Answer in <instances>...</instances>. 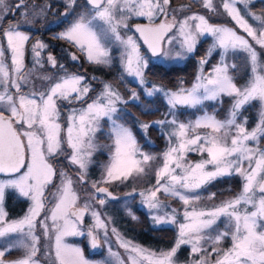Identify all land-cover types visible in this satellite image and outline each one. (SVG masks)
<instances>
[{"label":"snow or ice","instance_id":"6c2138e0","mask_svg":"<svg viewBox=\"0 0 264 264\" xmlns=\"http://www.w3.org/2000/svg\"><path fill=\"white\" fill-rule=\"evenodd\" d=\"M87 2L91 5L90 11L78 16L57 38L72 44L90 63L110 65L109 45L118 43L123 47L124 72L144 84L148 60L141 53L137 39L121 33L122 28L129 27L127 21L133 16L143 17L147 23L136 24L135 31L154 56L160 55L163 46L171 45L176 39L173 29L179 33L183 52H194L198 38L204 35L212 36L215 41L209 55L216 48L222 50L220 64L207 76L202 67L207 59L200 61V74L191 88L164 91L153 85L148 96L163 92L171 109L178 106L195 108L205 100H220L222 96L232 98L228 117L224 120L205 114L189 123L178 122L175 118L155 121L158 126L169 124L173 130L168 133L169 146L155 172V185L139 195L143 198L142 204L156 213L168 208L158 193L181 202L183 207L180 210L172 208L152 216L157 225H175L177 238L170 249L152 250L125 239L112 228L119 247L126 254V258L122 257L109 247L112 264H178L176 254L184 245L190 246L194 256L190 264H264V147L261 146L264 143V15L251 11L249 6L253 0H222L224 12L246 33V38L235 27L210 23L204 15L193 13L177 20L173 14L169 19L167 9L171 0ZM199 2L209 11H217L213 0ZM68 4H75V0H68ZM237 5L244 6L245 14ZM23 6L24 0H19L15 7ZM10 7L7 0H0V16ZM178 11H185V6ZM42 12L43 9H39L34 17ZM21 15L27 19L28 13L22 12ZM246 16L258 22L256 26L250 24ZM169 33H173L172 37ZM0 35L6 38L7 45L5 48L0 44V174L9 177L0 179V241H3L0 264H42L38 259L42 238L50 244L44 254L49 264H93L81 247L68 243L66 238L87 234L91 247L95 249L100 246L97 230L102 229L107 236L108 224L87 201L79 204L80 197L67 172H59V185L51 193L52 206L45 212L46 191L58 175L55 158L70 149L67 160L77 166L79 181H85L92 163L91 156L96 150L95 134L105 117L111 121L114 150H111L110 162L104 166L100 183H123L133 175L146 174L149 162L155 158L140 152L131 129L118 124L114 118L119 111L116 105L123 102V98L111 84H104L103 91L90 103L85 97L91 86L85 84L83 76L74 73L55 79L40 76L39 79L50 81L46 89L37 91L33 85L24 92L23 87L32 83L31 73L25 71V50L30 36L20 30L19 23L0 29ZM46 47L42 41H36L32 45L35 57L39 58ZM229 52L245 54L250 70L243 84L238 85L230 72L236 64L226 62ZM6 53H10V65L6 63ZM70 55L72 60L78 59L75 54ZM175 56L182 57V52H176ZM47 60L56 67L55 57L49 54ZM35 64L43 67L39 59ZM132 99H139L135 92ZM77 101L85 103L79 108H70L62 122L61 102L72 104ZM254 101L258 102L259 114L256 124L249 128L241 110ZM150 127L151 124L141 125L145 132ZM198 129H203V133ZM190 152L200 154L202 159L189 161ZM225 176H238L240 191L212 207L202 206L199 190ZM92 188L97 194L93 199L100 205H104L108 197L117 199L107 187H100L95 181ZM8 190L30 201L21 218L8 219L4 208ZM99 194H103V198ZM214 196L213 193L209 198ZM89 213L93 224L85 233L81 225ZM13 249L22 250V255L6 260V253Z\"/></svg>","mask_w":264,"mask_h":264},{"label":"rangeland","instance_id":"374dc122","mask_svg":"<svg viewBox=\"0 0 264 264\" xmlns=\"http://www.w3.org/2000/svg\"><path fill=\"white\" fill-rule=\"evenodd\" d=\"M264 0H253V3L249 6L251 11L255 12L257 15H264V2H260ZM261 4H258V3ZM8 5H10V10L0 16V29H5L8 27L9 24H15L19 23L20 30L26 31L30 39L26 45L25 50V71L31 73V81L32 83L29 85H26L23 87L24 92H28L33 85L35 86V89L37 91L45 90L46 86L50 83V81H44L39 79L38 77L43 75H48L53 77V79L57 78L58 76L64 75L66 73L71 74H77L80 76H83L85 78V84H88L91 86V91L89 92L88 96L85 97V101L87 103H90L92 99H94L96 96H98L103 91V84H111L115 90H117L121 97L123 98V102H118L116 107L118 108V112L115 114V119L117 120L118 124H123L125 127H128L131 129L133 135L136 138L137 146L140 150V152L151 155L155 159L149 162V165L146 168V174L136 176L133 175L130 177L127 181L121 183L120 181H115L109 184H103L100 183L102 175L104 174V166L110 162L111 159V150H114V136L111 132V121L108 120L106 117L103 118L100 121V130L96 132L94 143L96 145V150L91 156L92 163L88 167L87 175L85 178V181L80 182L77 176V166L72 165L67 160V155L70 154L71 150L67 149L66 154L63 156H58L55 158V167L57 168V177L54 178L53 184L49 185V190L46 191V197H47V206L45 209V212H47L51 206H52V196L51 193L56 191V186L59 185L60 177L59 172L64 171L67 172L74 181V188L76 189L80 200L79 204L83 205L86 201L91 205L93 209L96 211H99L101 213L102 219L105 220V222L108 224V234L107 236L104 235L103 230H97L96 235L98 236L99 241V247L93 249L91 247V240L90 237L85 234L84 236H70L66 238V241L70 244H74L76 246H79L83 249L84 254L86 258L91 260L93 264H112L113 258L109 255L108 248L111 247L114 252L120 253L122 257L126 258V254L124 252V249L119 247V244L117 242L116 236L112 233V228H115L125 239L131 240L124 236L119 230V228L113 223L112 215L110 214L113 209H121L122 213L124 215L130 216L133 218V216L136 217V221L139 225L145 224L146 220H149V224L153 226L154 228L162 227V228H169L173 229L175 236L173 237V240L171 241V245L168 247L170 249L177 238L178 230L175 225H166L161 224L157 225L152 220V216L155 214H162L163 211L175 208L177 210L182 209L183 205L181 202H179L176 198L167 197L163 193H158V196L160 197L163 204L167 205V209H161L159 213H156L154 211H150L146 205L142 204V197L139 195L140 192H145L150 188H153L155 185V172L158 169V167L162 163L163 159V153L167 150L169 146V136L168 133H170L173 130V126L169 124H164L162 126H158L155 124V121L160 120H172L175 118L178 122L182 123H189L194 122L201 116L205 114L209 115H215L217 119L224 120L228 117V111L231 108L232 102H223L222 96L220 100H205L203 105L204 109L200 111L198 114H195L193 117H187V119H183L179 116L178 110H187V107L180 108L181 106H178L176 109H171V107L167 104V98L164 96L163 92H155L152 96H148L147 92L152 90V86L155 85L157 88H162L164 91H176L179 88L176 89H170V86L166 85L164 82L159 81L156 78H150L147 77V70L151 63L162 65L166 68L172 66V65H182L183 63L187 62V59L195 56V67L196 76L194 79L185 86H181L183 88H191L193 84L196 82V77L200 74L201 69V63L200 61L202 59H207V63L203 64V73L204 75H208L213 71V68L215 66H218L221 61V55L222 50L219 48H216L214 51L211 52V55H209V51L212 48L214 44V38L210 35H204L200 36L198 38L199 42L196 44V49L192 53H186L183 52V50L180 48V36L176 29H173V33H176V39H173V42L171 45L165 44L163 46V50L160 55H151L148 50L142 49V43L139 41V38L136 36L134 30L132 29V24L134 22H145L147 21L143 17H135L133 16L131 19L127 21L129 27L127 29L122 28L121 33L126 35H131L135 39H137L138 43L141 46V53L145 56V58L148 60V67L144 70V79L145 83L141 84L139 82V79L136 77L129 76L126 72L123 70L122 61H121V54L123 52V47L120 46L118 43H113L109 45L111 49V56H112V63L110 65H99V67H103L105 70L114 71L116 74L115 82L118 84V82H124V86L122 87L124 91L127 93L121 92L116 83L113 81H107L105 83L98 84V87L94 89V83L88 81L87 79H94L95 81L99 80L95 72L97 71L96 68L98 67L96 64L90 63L84 55H82L77 48H75L72 44H70L68 41L57 38L60 32L65 31L72 22L76 20V18L82 14H87L90 9L91 5H84L86 0H75V4L69 6L68 0H24V6L22 8L15 7L16 4L19 3V0H7ZM214 5L217 8V11L211 12L208 9L204 8L202 4H200L199 0H171L170 5L168 6V13H169V19L171 18V15L175 14L177 17V20L183 19L187 15H191L193 13L204 15L210 23L213 24H224L229 27H235L239 34L246 36V33L243 32L242 29H239L234 21L231 20V18L224 12V9L222 7V0H213ZM181 6H185V11H178V9L181 8ZM241 8L242 14H245L246 10L244 9L243 5H237ZM39 9H43L42 13H39L38 15H35L34 13L37 12ZM27 12L28 16L27 19H25L21 13ZM64 12V14H61ZM66 14V15H65ZM249 23L256 26L258 22H255L251 19V17H247ZM157 22H160L159 20ZM195 23V22H192ZM22 27H28L30 31L23 29ZM173 33H169V37H172ZM247 38V36H246ZM167 39V38H166ZM250 40V38H248ZM42 41L47 45L45 49L41 51V55L39 58L35 57L33 51H32V45L36 41ZM59 42V43H57ZM0 44H3L6 48V38L3 37V35H0ZM258 47V46H257ZM197 50V51H196ZM182 52V57H176V52ZM199 53V54H195ZM52 55L55 57L57 61L56 67H52V65L48 62L47 57L48 55ZM70 54H75L78 59L72 60ZM203 54V55H202ZM81 55L85 58V60L81 57ZM6 56L8 59L6 60V63L10 65V53H6ZM39 59L43 63V67H41L38 64H35V60ZM226 62L229 64H236V68L230 69V72L235 76L236 82L238 85L243 84L246 81L249 67L246 64L245 60V54L243 52H237L232 53L229 52L227 57L225 58ZM193 60V58H192ZM89 64L91 65L89 67ZM63 65V67H61ZM116 66V67H112ZM238 67V70H237ZM236 71H238V75L236 74ZM240 71V72H239ZM241 80V81H240ZM156 82V83H155ZM150 83V84H148ZM162 86H161V85ZM135 92L139 99L134 100L132 99V93ZM155 94H157L162 100L166 103L167 109L164 112V114L157 119L151 118L153 116L151 108H149V100H152V104H155ZM143 100V102H142ZM85 101H77L72 104H68L67 102H61V112H62V122L63 118L68 115V110L70 108H79L81 104H84ZM138 102V105L141 109V116L143 118H146V121L141 120L139 117L136 118V122L138 120L137 125L141 128L142 124H151L153 126H156L160 133L163 134L166 144L163 148L157 149V142H155L149 135H145L146 139L144 142H139L138 138L135 134V132L132 130L130 123L126 121L125 115L126 112L124 110L125 103L126 102ZM222 101V102H221ZM254 115L251 113L252 105L245 106L244 109L241 110V116L246 117L248 124L247 126L249 128L253 127L258 118L259 114V108H258V102L254 101ZM86 106V104H85ZM190 107H188L189 109ZM132 116L134 117V112H131ZM253 116L252 118H250ZM149 118V119H147ZM142 129V128H141ZM142 131H144L142 129ZM197 131L203 133V129H198ZM145 132V131H144ZM147 132V131H146ZM145 132V133H146ZM175 138H173L174 141ZM144 143H147L145 145ZM264 147V143L261 145ZM140 158L139 156L137 157ZM200 159H202L201 155L196 152H190L188 153V160L191 162H197ZM228 177V176H225ZM9 177L6 175H0V179H8ZM221 181H224V186L226 188L223 189H229L232 191L223 198L219 199L218 202H212L214 199L209 198L211 194H213L212 190H208L209 194H205L204 191H202L205 188H202L199 190V195L201 196L200 204L205 207H212L221 201L225 199H229L232 196H234L237 192L241 189V181L240 184L233 183L230 178H219ZM97 182L98 186H106L108 187L113 194L117 196V199H115L114 202L113 199H108L107 202L104 205H100L96 199H93L94 196L97 194L95 193V190L92 188V182ZM212 183V182H211ZM234 186V187H233ZM218 188V186H216ZM234 189V190H233ZM202 191V192H201ZM10 192V193H9ZM13 194L16 198V204L14 206L15 211L18 213L17 216L14 217H8L9 220L11 219H18L21 218L27 211V208L30 204V201H28L26 198L19 196L18 193L8 190L6 192L7 194ZM131 193V195H129ZM101 198H103V194H99ZM6 198V196H5ZM22 201H25L26 203L23 206ZM208 202H211L210 204H206ZM23 206V207H22ZM4 208L6 210V204L4 202ZM22 208V209H21ZM7 212V210H6ZM8 213V212H7ZM131 213V215L129 214ZM140 215V216H139ZM44 213H41V219L43 218ZM180 217H178L179 219ZM223 220V218H221ZM39 223V222H38ZM51 223V221H49ZM93 224L92 217L89 214H86L84 217V222L81 225V228L87 232V229L91 227ZM39 234V230H38ZM133 241V240H131ZM134 243H137L133 241ZM141 243V242H140ZM139 244V243H137ZM142 245V244H139ZM3 246V241H0V247ZM84 246L87 248L84 249ZM143 246V245H142ZM50 244L48 241H46L44 238L41 239V253L38 256V259L42 261V264H49V259L44 255L45 252L49 250ZM146 248H150L147 246H144ZM182 247H187L188 249V260L184 262H179L178 264H190V261L194 259V256L191 254L190 246L184 245ZM152 250V247L150 248ZM165 249V248H164ZM167 250V249H165ZM209 251H211V246L209 245ZM22 255V250L13 249L11 252L6 253L5 259H16ZM178 256V255H177ZM177 259V258H176Z\"/></svg>","mask_w":264,"mask_h":264},{"label":"trees","instance_id":"16d2710c","mask_svg":"<svg viewBox=\"0 0 264 264\" xmlns=\"http://www.w3.org/2000/svg\"><path fill=\"white\" fill-rule=\"evenodd\" d=\"M264 2V1H260ZM258 4H261V3ZM84 5H89L88 3H85ZM21 26V25H20ZM23 29L30 31L28 27H22ZM142 45V44H141ZM142 49H145L144 46L142 45ZM146 50V49H145ZM197 51V50H196ZM195 54H199L196 53ZM203 55V54H202ZM81 57L85 60V58L81 55ZM193 58V60H192ZM195 56L189 58L190 60L187 59V62L183 63L182 65H172L168 68L151 63L148 67L147 70V77L150 78H156L161 82H164L166 85L170 86V89H176L181 86L188 85L196 76L195 71ZM98 67L96 68L95 74L99 78V80L95 81L94 79L88 78L87 80L90 82H93L94 84V89L98 87V84L105 83L107 81H113L115 82L116 79V74L114 71H109L105 70L103 67ZM112 67H116L113 66ZM117 68V67H116ZM238 70V67H237ZM240 72V71H239ZM238 71H236V74ZM238 75V74H237ZM241 81V80H240ZM116 83V82H115ZM156 83V82H155ZM150 84V83H148ZM104 85V84H103ZM118 89L121 92L127 93L124 91L122 88L124 86V82H118L116 83ZM161 85V84H160ZM162 86V85H161ZM143 102V100H142ZM223 102H232L231 97H223ZM149 108H151L153 116L151 118L157 119L160 118L164 112L167 109L166 103L160 98L157 94H155V104H152V100H149ZM206 102H204L205 105ZM204 105H198L195 108L190 107L187 110H178L179 116L183 119H187V117H193L195 114H198L200 111L204 109ZM180 108H185V106H181ZM124 110L126 112L125 118L128 123H130V126L132 130L135 132L138 141L139 142H144L146 139V134L149 135L155 142H157L156 148L159 149L160 147L163 148L166 144L165 138L162 133L159 132L158 128L156 126H153L147 129V132L145 133L142 131V129L137 125L138 120L136 122V118H140L141 120L146 121V118H143L141 116V109L138 105V102H126ZM131 112H134V117ZM251 113L254 115V103H252V108H251ZM251 116L250 118H252ZM149 119V118H147ZM147 145V143H144ZM223 179L225 178H230L231 181L237 184H240L239 182L241 181L238 176H232V177H222ZM225 182L221 181L219 178L212 183L208 184L205 189L202 191L205 192V194H209L208 190H212V192L215 194L214 200L212 202H218L219 199L223 198L226 196V194L230 193L232 191L229 189H223L226 188L224 186ZM218 186V188H216ZM234 187V186H233ZM234 190V189H233ZM201 191V192H202ZM10 193V192H9ZM7 194L5 198V204H6V210L8 212V217H14L17 216L18 213L15 211V204H16V198L14 197L13 194ZM114 201V200H113ZM116 202V201H114ZM23 206L26 203L25 201H22ZM211 202H208L206 204H210ZM22 206V207H23ZM22 209V208H21ZM112 215L113 223L121 230L122 234L126 236L127 238L142 244L143 246L147 247H152L155 250H160V249H168V247L171 245V241L173 240V237L175 236L174 230L169 229V228H162V227H157L154 228L149 224V220H146V225L142 224L139 225L136 221V219L131 218L130 216L124 215L121 211V209H113V211L110 212ZM140 216V215H139ZM141 242V243H140ZM170 244V245H169ZM225 245H227V241H225ZM87 247L84 246V249ZM188 248L187 247H182L179 249V251L176 254V258L179 262H184L188 260L189 254H188ZM178 255V256H177Z\"/></svg>","mask_w":264,"mask_h":264},{"label":"water","instance_id":"95a60500","mask_svg":"<svg viewBox=\"0 0 264 264\" xmlns=\"http://www.w3.org/2000/svg\"><path fill=\"white\" fill-rule=\"evenodd\" d=\"M145 22H134L133 24H132V29L134 30V32H135V34L137 35V37L141 40V42L143 43V40L140 38V36H139V33L138 32H136L135 31V25L136 24H144ZM143 45H144V47H145V49L146 50H148V52L152 55V53H151V51L147 48V45H145L144 43H143ZM154 56V55H153ZM0 175H4V174H0ZM100 187H106V186H100ZM109 190V189H108ZM110 192H112L111 190H109ZM112 194H113V192H112ZM115 197H117L115 194H113ZM109 199H111V197H108Z\"/></svg>","mask_w":264,"mask_h":264},{"label":"flooded vegetation","instance_id":"af4514ba","mask_svg":"<svg viewBox=\"0 0 264 264\" xmlns=\"http://www.w3.org/2000/svg\"><path fill=\"white\" fill-rule=\"evenodd\" d=\"M17 5V4H16ZM61 14H64V12H62ZM57 43H59V42H57ZM91 65L89 64V67H90Z\"/></svg>","mask_w":264,"mask_h":264}]
</instances>
